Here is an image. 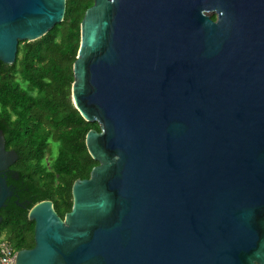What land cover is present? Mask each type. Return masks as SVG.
I'll list each match as a JSON object with an SVG mask.
<instances>
[{"label": "water", "instance_id": "obj_1", "mask_svg": "<svg viewBox=\"0 0 264 264\" xmlns=\"http://www.w3.org/2000/svg\"><path fill=\"white\" fill-rule=\"evenodd\" d=\"M65 4L0 0V60ZM72 69L98 164L15 264H264V0H93Z\"/></svg>", "mask_w": 264, "mask_h": 264}, {"label": "trees", "instance_id": "obj_2", "mask_svg": "<svg viewBox=\"0 0 264 264\" xmlns=\"http://www.w3.org/2000/svg\"><path fill=\"white\" fill-rule=\"evenodd\" d=\"M93 0H66L63 20L33 41H19L15 61L0 60V109H9L22 159L25 207L13 204L0 210V237L16 251L34 246V221L29 209L52 201L64 218L72 207L75 180L88 178L98 164L89 154L85 137L100 131L86 121L71 100L73 63L80 45V22ZM215 19V15L211 14ZM52 144L56 153H52Z\"/></svg>", "mask_w": 264, "mask_h": 264}, {"label": "flooded vegetation", "instance_id": "obj_3", "mask_svg": "<svg viewBox=\"0 0 264 264\" xmlns=\"http://www.w3.org/2000/svg\"><path fill=\"white\" fill-rule=\"evenodd\" d=\"M15 118L9 109H0V178L4 179L10 190L2 208L11 207L14 203L25 207L29 203L24 198L28 188L24 186V171L19 154V145L23 140L14 131Z\"/></svg>", "mask_w": 264, "mask_h": 264}, {"label": "built area", "instance_id": "obj_4", "mask_svg": "<svg viewBox=\"0 0 264 264\" xmlns=\"http://www.w3.org/2000/svg\"><path fill=\"white\" fill-rule=\"evenodd\" d=\"M16 250L0 237V264H15Z\"/></svg>", "mask_w": 264, "mask_h": 264}, {"label": "rangeland", "instance_id": "obj_5", "mask_svg": "<svg viewBox=\"0 0 264 264\" xmlns=\"http://www.w3.org/2000/svg\"><path fill=\"white\" fill-rule=\"evenodd\" d=\"M52 153L55 154L56 153V146L54 144H52Z\"/></svg>", "mask_w": 264, "mask_h": 264}]
</instances>
